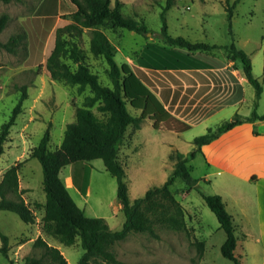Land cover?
<instances>
[{"label":"rangeland","instance_id":"1","mask_svg":"<svg viewBox=\"0 0 264 264\" xmlns=\"http://www.w3.org/2000/svg\"><path fill=\"white\" fill-rule=\"evenodd\" d=\"M121 1L123 14L136 18L150 30L141 34L128 28L101 26L117 47L116 59L119 64L125 62L138 69L136 63H144L149 73H157L160 57L166 55L169 49L179 46L170 44L162 34L164 23L168 25V32L173 36L182 35L192 41L222 46L234 42L252 58L254 74L263 86L257 112L264 113V0H240L235 4L231 21L226 0H176L165 16L163 10L166 0ZM234 1L230 0V3ZM112 2L114 4L115 0ZM67 3H70L69 0H65V4ZM56 5V0H45L43 3L42 0H0V14L7 12L10 15L8 25L0 33V39L6 41L15 32L26 33L25 42L16 53L0 47V133L3 123L9 120L20 99L22 90L19 87L28 86V97L24 100L23 111L12 126L4 144L5 151L0 157V180L11 165L23 162L19 173L20 187L24 189L25 200L36 214L35 222L29 224L18 213L0 209V233L9 237L8 253L0 250V264H23L27 255H41L42 248L34 246V240L39 235L58 246L70 264H78L85 252L79 239L68 246L43 232V208L35 203H43L46 199L43 189L44 172L38 158H29L32 148L39 144L48 128L51 132V148L61 145L67 124L75 119L76 106L82 105L85 96L91 93L89 87L80 90L78 85L54 80L46 69L47 56L55 44L56 28L48 31L46 40L45 34L55 18L51 13ZM61 16L65 22H70L69 18ZM90 38L91 29L85 28L80 44L86 53V61L99 74L103 84L112 86L108 74L109 65L103 57L95 56L91 52ZM43 42L45 45L42 61L40 64H30L29 46L34 49V59L39 57ZM205 51L219 59L230 58L225 47ZM128 56H132L133 60H128ZM250 85L255 92V87ZM249 107V104L244 106L245 112ZM128 108L134 114L140 113V110L130 104ZM94 110L97 111L96 107ZM216 120L217 118L210 120L209 124L224 119ZM153 122L149 118L144 119L141 129L138 130L130 124L119 152L132 199L142 196L149 187L162 184L173 170L174 161L170 159V153L174 150L189 152L194 147V138L206 131L205 123L194 125L182 133H173L167 131L170 129L163 123L155 128ZM132 138L134 142L131 141ZM170 142L175 148L169 151ZM189 163L192 166V175L198 178V185L189 188L186 181L177 176L172 189L186 208L190 232L160 225L155 227L158 236L150 232H132L115 244L118 257L129 262L156 264H234L221 251L227 235L203 196L222 192L228 210L240 229V240L235 250L240 264H264V243L257 241V237L262 239L264 230L255 222L254 190L245 188L246 191L237 196L226 187V182H207L202 179L206 164L200 153ZM70 167L68 165L62 169L63 176ZM73 167L76 182L83 194L82 196L75 189H70L76 202L84 208L88 216L105 217L113 230L121 229L125 214L118 199V181L105 168L103 159L79 161ZM239 197L244 200L240 201ZM245 224L246 229L242 230L240 227L243 228ZM196 239L205 241L203 251ZM1 245L0 236V247Z\"/></svg>","mask_w":264,"mask_h":264},{"label":"trees","instance_id":"2","mask_svg":"<svg viewBox=\"0 0 264 264\" xmlns=\"http://www.w3.org/2000/svg\"><path fill=\"white\" fill-rule=\"evenodd\" d=\"M10 2L11 0H3ZM226 0L230 21L233 17L235 4ZM73 9L63 13L70 22L58 26L55 30V44L47 56L46 69L54 80L64 81L71 85H78L80 90L89 87L90 94L84 98L83 104L76 106L75 119L67 124L63 141L55 149L50 146L51 132L47 129L38 145L31 150L29 158H38L44 172L43 189L46 193L45 202H36V206L43 208L42 230L57 238L64 245H73L79 239L85 249L78 264H156L151 262H129L118 257L115 244L126 238L132 232H150L158 236L156 226L186 230L190 232L186 220V208L176 197L172 186L177 176H181L189 186L198 185V178L192 175L190 160L195 158L202 148L209 145L222 134L234 126L246 122L264 119V114L257 112L263 86L255 76L253 62L249 53L240 49L233 42L230 45L192 41L182 35L173 36L168 32V25L164 23L161 32L167 41L179 45L190 51L211 50L215 47H225L229 57L242 62L243 71L250 83L255 87V98L252 102L253 112L249 116L236 113L232 119L211 126L206 132L194 138V147L185 153L174 150L170 159L174 161L172 172L162 184L149 187L142 196L132 199L126 181V170L120 162L119 152L125 140L127 128L133 124L140 128L144 119L153 120L155 128L165 124L176 132H184L191 125L173 116L149 87L146 73L141 69H133L128 63L119 64L116 59L117 47L109 39L101 26L122 27L145 34L150 29L132 16L122 12V1L115 0H69ZM176 0H166L163 15ZM61 8L66 11L65 0ZM10 20L7 12L0 14V33L6 28ZM56 21L54 18L48 31ZM166 22V18L164 17ZM85 28L91 29L90 50L95 56L103 57L108 63V74L112 86L103 84L98 73L94 72L86 61V53L81 47V38ZM25 31L15 32L4 41L0 39V47L16 53L19 46L25 42ZM264 38V36H263ZM45 42L41 44L39 57L32 58L29 63L42 61ZM34 50V49H33ZM71 60L72 62H70ZM76 64V66L74 65ZM22 94L9 120L3 123L0 133V157L5 151V142L15 124L18 115L23 111L24 100L28 97L27 85L19 87ZM140 110L134 114L128 108ZM96 107L97 111L94 110ZM101 158L105 168L117 178L118 199L125 214V221L119 230H113L105 217L88 216L67 186L62 169L79 161L90 162ZM23 162L11 165L0 180V209L18 213L29 224L36 220L33 208L25 200L24 189L20 187V169ZM208 206L217 215L221 226L226 232V240L221 246L223 255L240 264L235 250L240 235L239 227L234 222L232 213L219 193L203 194ZM2 245L0 250L7 254L9 237L0 233ZM196 243L203 251L204 240L196 239ZM34 246L42 248V254H29L23 264H70L61 249L49 243L42 235L34 240Z\"/></svg>","mask_w":264,"mask_h":264},{"label":"crops","instance_id":"3","mask_svg":"<svg viewBox=\"0 0 264 264\" xmlns=\"http://www.w3.org/2000/svg\"><path fill=\"white\" fill-rule=\"evenodd\" d=\"M61 2L62 0H56V9L51 13L56 18L51 31L68 23L61 15L73 9L72 4L67 3V10L64 11ZM169 50L160 57L157 73H149L144 63L136 65L146 73L149 87L173 116L188 123L191 128L205 123L207 131L211 126L232 119L236 113L244 116L252 114L251 101L255 92L245 76L241 61L219 59L209 51H190L179 46ZM32 53L30 45L29 55ZM128 58L133 60L132 56ZM130 66L132 67L131 64ZM246 104L250 107L245 112ZM215 118L224 120L209 124ZM138 129L141 127L136 128ZM167 131L180 133L171 129ZM131 141L134 142L133 138ZM173 145L170 142L169 151ZM199 153L206 164L202 179L207 182H226V187L239 196L246 191L245 188L254 190L255 222L264 230V119L246 121L234 126L204 146ZM70 166L64 174V180L69 190L75 189L83 196L75 179L74 164ZM219 194L222 195V192ZM242 200L244 199L240 198ZM226 205L228 208L227 203ZM240 228L246 229V224ZM244 234L247 236L245 231ZM257 241L264 243V232L262 239L257 237Z\"/></svg>","mask_w":264,"mask_h":264}]
</instances>
